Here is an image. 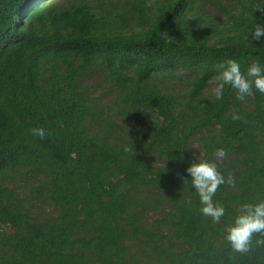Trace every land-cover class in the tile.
<instances>
[{
    "label": "trees",
    "instance_id": "1",
    "mask_svg": "<svg viewBox=\"0 0 264 264\" xmlns=\"http://www.w3.org/2000/svg\"><path fill=\"white\" fill-rule=\"evenodd\" d=\"M199 3L0 0V264H130L147 235L139 197L155 191L193 219L187 238L201 251L164 264H264L255 236L248 253L223 238L241 203L264 200V94L239 101L225 86L216 98L222 63L264 65V37L249 32L264 0H227L221 21ZM179 74L175 94L165 84ZM204 160L225 178L219 223L186 173Z\"/></svg>",
    "mask_w": 264,
    "mask_h": 264
},
{
    "label": "clouds",
    "instance_id": "2",
    "mask_svg": "<svg viewBox=\"0 0 264 264\" xmlns=\"http://www.w3.org/2000/svg\"><path fill=\"white\" fill-rule=\"evenodd\" d=\"M249 32L252 41H261L264 37V23L254 19ZM219 67L220 82L217 85V99L222 98L225 86L235 90L236 99L239 101L252 96L254 90L264 94V65L259 61L250 64L244 72L241 71L240 64L231 59ZM233 118L238 119L239 117L234 115ZM30 134L43 140L46 130L42 127H35L30 129ZM124 151L128 152L130 149L125 148ZM225 155L223 148H218L214 152V156L218 159H223ZM186 173L190 176L191 186L202 205L201 214L210 217L213 223H219L225 216V209L222 205L213 202V196L218 187L225 183V178L218 171L216 163L208 160L195 161L186 168ZM228 182H233L231 176ZM237 212L238 214L224 229V240L236 253L252 251L254 236L256 237L255 244L258 247H264V200L255 203H241Z\"/></svg>",
    "mask_w": 264,
    "mask_h": 264
},
{
    "label": "rangeland",
    "instance_id": "3",
    "mask_svg": "<svg viewBox=\"0 0 264 264\" xmlns=\"http://www.w3.org/2000/svg\"><path fill=\"white\" fill-rule=\"evenodd\" d=\"M104 1V0H102ZM227 0H200L198 7L205 18L221 21L224 18L218 5L225 6ZM101 79L91 77L89 84L95 86ZM187 78L184 74L176 75L175 80L165 84L172 93L179 94L185 89ZM214 88V87H213ZM106 85H102L96 96L102 97L106 92ZM114 96L103 97L102 103L113 102ZM191 150L194 156L201 157L202 151L198 144L193 143ZM140 207L137 214L139 226L146 236H141L138 242L130 245V264H164L169 255L176 257L201 256V251L194 245L187 235L195 227L193 219L184 214L166 195L155 191L140 195ZM45 214V211H41Z\"/></svg>",
    "mask_w": 264,
    "mask_h": 264
}]
</instances>
